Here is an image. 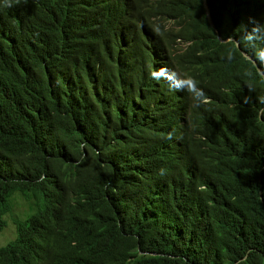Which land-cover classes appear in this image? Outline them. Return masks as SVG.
Here are the masks:
<instances>
[{"label":"trees","instance_id":"trees-1","mask_svg":"<svg viewBox=\"0 0 264 264\" xmlns=\"http://www.w3.org/2000/svg\"><path fill=\"white\" fill-rule=\"evenodd\" d=\"M253 22L264 0H0V264H264Z\"/></svg>","mask_w":264,"mask_h":264},{"label":"clouds","instance_id":"clouds-1","mask_svg":"<svg viewBox=\"0 0 264 264\" xmlns=\"http://www.w3.org/2000/svg\"><path fill=\"white\" fill-rule=\"evenodd\" d=\"M160 23H162L164 25V27H165V29L167 31H170L171 33H174V34H176L178 32L174 21L162 19V20H160ZM253 24H254V26L251 29V31H247L245 29L244 30V34L241 36V38L243 40H245L246 42H248L250 45H252L255 48V42L256 41H264V24H259L258 22H253ZM219 36H220V34H219ZM226 41H233L236 44V46L239 47V44H238V42L235 39H228ZM188 45H189V43H186V41L184 39H182V38H172V40H171V50H172L174 56L181 55V54L176 55L174 51H181V52L184 51V52H186V49H187ZM243 54H244V56L247 59L251 60L256 66H258L256 60L259 61L260 63H264V47L255 48V59L256 60H254L253 58H251L250 56H248L245 53H243ZM227 59L229 61L234 59V53L231 50L228 53ZM257 68H258V71L260 72V74L264 78V71L259 66ZM156 69L158 71L157 72V78L164 79L168 84L174 83L175 81H181L182 86L178 90L186 91L189 94V96L193 99V101L196 103L197 106H203L206 103V100H207L206 93L204 92V90L202 88L199 87L197 81H195L193 78L182 77L180 75V73H177L176 71H174V73H172V76L174 78L170 77L172 69H169L166 65H161L160 67H158ZM245 75L246 76H250L251 72H246ZM153 76H155V73H153ZM249 87L251 88V85H249ZM168 138L169 139L172 138L171 134L169 135ZM35 212H36V208H35L33 213H35ZM10 214H11V217L14 220H16L13 217V215H12L11 207H10ZM25 220H26V218L24 220H22V221H19V222H23ZM16 221H18V220H16ZM8 228H12L13 239L11 241H13L14 238H15V230H14L13 225L9 221H7L6 228L3 230V232L0 234V236ZM11 241H9V242H11ZM5 245L6 244L0 245V246H5Z\"/></svg>","mask_w":264,"mask_h":264},{"label":"rangeland","instance_id":"rangeland-1","mask_svg":"<svg viewBox=\"0 0 264 264\" xmlns=\"http://www.w3.org/2000/svg\"><path fill=\"white\" fill-rule=\"evenodd\" d=\"M9 204L12 209L13 217L22 221L31 215L35 210V203L30 197L29 199H25L20 194H14L9 199ZM13 239L12 228H8L1 236H0V245L7 244L9 241Z\"/></svg>","mask_w":264,"mask_h":264}]
</instances>
